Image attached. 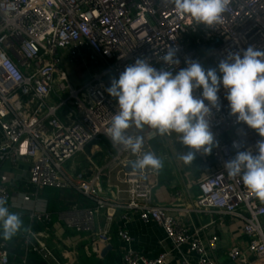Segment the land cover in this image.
<instances>
[{"label":"built area","instance_id":"1","mask_svg":"<svg viewBox=\"0 0 264 264\" xmlns=\"http://www.w3.org/2000/svg\"><path fill=\"white\" fill-rule=\"evenodd\" d=\"M249 46L264 51V0H231L215 28L195 24L166 0H0V161L28 163L18 200L2 181L0 197L13 202L9 207L26 211L30 223L49 225L51 212L45 205L36 209L33 204L38 191L55 188L80 194L90 204L72 202L59 213L63 225L56 227L84 232L100 246L109 240L110 224L118 223L123 264H164L168 256L162 251L147 258L133 247L127 222L134 215L160 226L174 249L187 246V252L197 255L196 264H215L210 252L218 236H210L206 247L200 228L188 232L171 208L154 200L157 172L126 169L143 153L153 152L150 141L158 136L156 130L148 126L129 130L143 137L138 154L113 146L105 135L118 110V101L107 88L137 58L167 70L162 57L168 48L178 50L175 74L187 67L188 60L202 65L212 58L218 68L229 53L242 54ZM65 61L77 76H86L84 83H72ZM201 93L202 89L194 95L200 98ZM218 96L220 110H211L210 121L217 146L204 155L203 165L210 169L197 181L194 210L217 214L220 227L223 216L240 220L241 231L249 238L247 249L256 260L250 262L239 246L226 249V254L233 264H261L264 202L240 177L230 178L224 165L238 151L257 154L256 144L262 138L230 114L222 85ZM52 97L55 101L49 103ZM78 154L89 165L86 177L69 165ZM29 187L34 191H27ZM99 216H104V226L96 222ZM48 239V231L29 224L22 232L24 255L10 257L7 243L0 241V264H27L28 253L38 254L47 264H72V252L58 256ZM182 261L188 264L185 257Z\"/></svg>","mask_w":264,"mask_h":264},{"label":"clouds","instance_id":"2","mask_svg":"<svg viewBox=\"0 0 264 264\" xmlns=\"http://www.w3.org/2000/svg\"><path fill=\"white\" fill-rule=\"evenodd\" d=\"M166 3L195 24L215 28L222 23L231 0H166ZM177 51L168 48L162 57L167 70H157L147 58H137L120 73L118 80L111 81L107 92L117 99L118 110L105 135L113 146L138 154L143 148V137L132 135L129 130L148 126L161 136L175 133L189 149L180 159L192 164L196 153L210 155L217 146L210 121L211 110H220L218 92L222 85L227 92L230 114L237 123L246 124L262 138L256 144L257 154L251 150L238 151L234 159L225 162L224 168L230 178L240 177L246 188L264 202V51L249 46L242 54L229 53L218 65L222 76L216 68L205 70L193 60L186 61L187 67L173 74L180 63ZM200 89L202 93L197 98L194 93ZM133 168L159 172L163 159L145 152L133 162ZM7 204L0 197V226L6 242L26 230L21 217L11 212Z\"/></svg>","mask_w":264,"mask_h":264},{"label":"crops","instance_id":"3","mask_svg":"<svg viewBox=\"0 0 264 264\" xmlns=\"http://www.w3.org/2000/svg\"><path fill=\"white\" fill-rule=\"evenodd\" d=\"M166 139L168 140L166 142L168 144V152L164 158L167 161L166 166H163L157 172L155 178L157 184L153 188L154 200L171 208V212L176 215L179 222L182 223L188 232L200 228V236L206 247L210 236H218L216 248L210 252L214 257L215 264H233V261L226 254V249H229L231 246H239L250 262L255 261L256 257L247 249L249 238L242 233V223L240 220L223 216V226L220 227L217 223L219 219L217 214L194 210V200L198 194L197 181L210 169L203 165L206 161L204 154L202 152L196 153L193 163L185 164L180 159V156L181 154H187L189 149L180 142L179 136L175 133ZM69 165L73 166L76 172L82 176L88 174L89 165L85 161L83 154L75 156L69 161ZM27 175V162L18 161L16 164H13L9 160L0 161V182L2 181L8 185L13 199L18 200L17 194L24 189ZM28 190L30 192L34 191L30 187ZM36 198L37 201L33 202L36 209H39L43 205L47 208V201L41 195V190L38 191ZM65 199L68 201V208L73 201V203H77L74 198L68 197ZM78 201L79 205H83L85 202V200ZM12 203L8 201L7 206L9 207V204L11 205ZM68 208L51 212L52 222L49 225H45L49 228H43V226L37 229L32 228L34 230H46L49 232L48 245L58 256L63 257L64 253L68 251L72 252V264H123L120 261V249L122 245L116 235L118 223L113 222L110 224L109 240L103 244L110 247L106 249L105 253H102V245L95 246L92 244L90 238L84 232L56 227L58 224L63 225L62 221L58 218L59 213ZM185 209L187 210L186 212ZM9 210L15 211L16 209L10 206ZM96 222L102 226L106 223L104 216H99ZM53 225H55V228ZM127 228L133 237V247L145 257L153 258L160 252L166 251L168 252V256L164 264H184L182 257L187 259L188 264H196L197 255L187 252V246H183L181 250L174 249L171 241L165 237L162 228L155 222H144L138 215H134L127 222ZM20 247L23 249V253L19 256L17 253L12 255L7 247L9 256L19 259L24 255L25 250L22 238L20 240ZM35 255L38 256L43 264H47L38 254ZM27 262L28 264L30 263V258H27ZM261 264H264V260L261 261Z\"/></svg>","mask_w":264,"mask_h":264},{"label":"trees","instance_id":"4","mask_svg":"<svg viewBox=\"0 0 264 264\" xmlns=\"http://www.w3.org/2000/svg\"><path fill=\"white\" fill-rule=\"evenodd\" d=\"M41 195L44 196L46 201H47V210L49 212H55V211L57 212V211H61V210L65 209V208H68L67 207L68 201L65 198H68V197L74 198L75 202H77V203L79 202L78 200H82V201L85 200L80 194L70 192L69 190H58L55 188H44L41 190ZM87 201L85 200V202L83 204H86V203L90 204V202L89 201L87 202ZM11 212L17 213L21 217L25 229L28 226V224H30L32 227H34V229L42 228V226H43V228L46 227L45 226L46 224H44L42 222H38L36 220H34L33 222L30 223L27 212L25 213L24 211H16V210L15 211L13 210ZM22 232H24V231H22ZM22 232L20 234H18L13 240L7 241V242L5 241L8 245L9 251H11L12 255L14 253H17V255L19 256L20 254L23 253V249L20 247V240L22 238ZM1 240L4 241L2 238V226H0V241ZM27 258L28 259L30 258L29 264H43V262L38 258L37 255H35V253H28ZM27 264H28V262H27Z\"/></svg>","mask_w":264,"mask_h":264},{"label":"rangeland","instance_id":"5","mask_svg":"<svg viewBox=\"0 0 264 264\" xmlns=\"http://www.w3.org/2000/svg\"><path fill=\"white\" fill-rule=\"evenodd\" d=\"M202 66L205 68V70L209 68H216L218 71L217 65L212 58H208L207 60H205ZM64 68L68 72L70 80L72 81L73 84L77 85V84L85 82L86 76H82V77L77 76L76 71L74 70V68H72L70 64H67V61L64 62ZM218 75L222 76V74H220L219 71H218ZM62 97H64V95H61V98ZM54 101H55L54 97L48 100L49 103H52ZM167 141L168 140L166 138L161 137V135L159 134L157 137H155L154 139L150 141L152 151H154V153L158 157H161L163 159V166H166V161H167L166 158H164L165 154L168 152V146H167L168 144L166 143ZM88 175H89V172L86 176Z\"/></svg>","mask_w":264,"mask_h":264},{"label":"water","instance_id":"6","mask_svg":"<svg viewBox=\"0 0 264 264\" xmlns=\"http://www.w3.org/2000/svg\"><path fill=\"white\" fill-rule=\"evenodd\" d=\"M131 168H133V163H129L128 165H127V167H126V169H131ZM101 246V245H100ZM110 246L109 245H106V246H104L103 244H102V253H105V251H106V249L107 248H109Z\"/></svg>","mask_w":264,"mask_h":264}]
</instances>
